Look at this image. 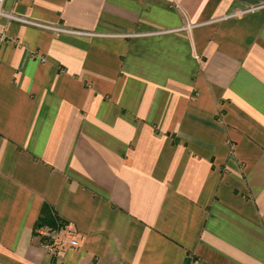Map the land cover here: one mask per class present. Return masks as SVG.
<instances>
[{"label":"crops","instance_id":"1","mask_svg":"<svg viewBox=\"0 0 264 264\" xmlns=\"http://www.w3.org/2000/svg\"><path fill=\"white\" fill-rule=\"evenodd\" d=\"M3 10L0 264H264V0Z\"/></svg>","mask_w":264,"mask_h":264},{"label":"built area","instance_id":"2","mask_svg":"<svg viewBox=\"0 0 264 264\" xmlns=\"http://www.w3.org/2000/svg\"><path fill=\"white\" fill-rule=\"evenodd\" d=\"M6 0H0V18L9 19L12 21H18L21 23L27 24H35L44 28L54 29V30H62L53 27H47L46 25H41L38 23H34L33 21H29L23 17L15 13H6L3 10V5ZM247 11L245 13H249ZM5 36L3 33H0V46L4 41ZM36 236L42 240V247L55 258H63L66 254V247L69 248H77L80 245V241L77 238V232L73 229H69L65 224H58L55 228L49 227H40L36 229ZM60 244V246H59Z\"/></svg>","mask_w":264,"mask_h":264},{"label":"trees","instance_id":"3","mask_svg":"<svg viewBox=\"0 0 264 264\" xmlns=\"http://www.w3.org/2000/svg\"><path fill=\"white\" fill-rule=\"evenodd\" d=\"M46 226H51V227L55 228L56 222L53 219L49 209L47 207H44L42 210L41 216H40L38 222L36 223L35 231H36V229H38L40 227H46ZM35 234H36V232H35Z\"/></svg>","mask_w":264,"mask_h":264}]
</instances>
